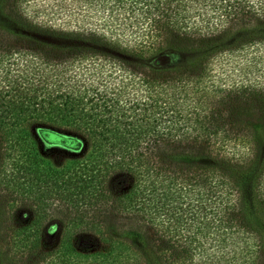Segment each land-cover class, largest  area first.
<instances>
[{"label":"trees","instance_id":"1","mask_svg":"<svg viewBox=\"0 0 264 264\" xmlns=\"http://www.w3.org/2000/svg\"><path fill=\"white\" fill-rule=\"evenodd\" d=\"M75 1L0 0V264H264V0Z\"/></svg>","mask_w":264,"mask_h":264},{"label":"rangeland","instance_id":"2","mask_svg":"<svg viewBox=\"0 0 264 264\" xmlns=\"http://www.w3.org/2000/svg\"><path fill=\"white\" fill-rule=\"evenodd\" d=\"M63 3H64V7L60 9V15H61V20L60 21H68L67 19L69 18V16L71 17L72 19V10L74 11L73 7H77V3L75 1V4L73 3V0H61ZM60 8V7H59ZM86 15L87 16H90L92 15L94 18L97 17V14L95 12V8H92L90 11L87 10L86 11ZM80 20H81V16L78 17ZM170 58H168L169 60L171 61H174V60H178V59H182L180 56H174L172 54H168ZM165 59L167 60V54L165 56ZM245 122L247 123V125L252 128V129H255L256 128V124L253 122V120H250L247 119L245 120ZM64 132V131H62ZM65 133V132H64ZM50 226L48 227V231H47V238H48V246H53L56 242V235L58 234V231L55 230V229H49ZM88 235L86 236L85 233H82L79 237V242H80V246L82 247H86V246H89L88 245Z\"/></svg>","mask_w":264,"mask_h":264},{"label":"snow or ice","instance_id":"3","mask_svg":"<svg viewBox=\"0 0 264 264\" xmlns=\"http://www.w3.org/2000/svg\"><path fill=\"white\" fill-rule=\"evenodd\" d=\"M261 23H264V20H262Z\"/></svg>","mask_w":264,"mask_h":264}]
</instances>
